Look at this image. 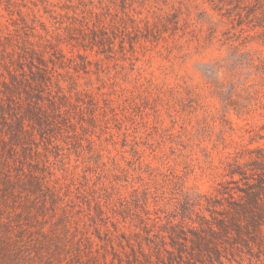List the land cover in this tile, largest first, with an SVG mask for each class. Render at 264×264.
Masks as SVG:
<instances>
[{
	"label": "rangeland",
	"instance_id": "374dc122",
	"mask_svg": "<svg viewBox=\"0 0 264 264\" xmlns=\"http://www.w3.org/2000/svg\"><path fill=\"white\" fill-rule=\"evenodd\" d=\"M38 58L60 129L13 138L0 83V264H264V196L228 203L264 176V0H0V80Z\"/></svg>",
	"mask_w": 264,
	"mask_h": 264
},
{
	"label": "trees",
	"instance_id": "16d2710c",
	"mask_svg": "<svg viewBox=\"0 0 264 264\" xmlns=\"http://www.w3.org/2000/svg\"><path fill=\"white\" fill-rule=\"evenodd\" d=\"M31 52H33V50H31ZM25 61V59L24 61L20 59L16 62L18 70H7L9 82L3 77L0 80V83L7 92L5 98L14 101L15 106L21 107L16 117L17 131L12 133L13 138H18L20 133H27L29 131L27 127L34 128V126H37L40 133L41 131L44 133L45 129L49 126L57 130L60 129L59 123L50 121V117L52 115H61V109L55 106V101L49 92L45 95L43 94V91H45L43 87L47 86L45 84L49 79L50 73L46 66H43V68L39 66L44 64V59L38 58V65H35L33 61H29L28 64H26ZM25 64L27 71L24 67ZM20 90L25 91L27 99H29L25 103H23L20 98H17L18 101H16V97L14 96V94H18ZM44 101H46V103ZM3 102L4 100L0 96V108H3ZM1 118L4 119L3 113L1 114ZM229 174L232 178L238 175L246 179L243 187L236 185L235 188L237 192L244 194V196H242L243 198L240 196L238 199H234L233 194L228 193V203L236 206L233 212L237 213V211H241L246 214L251 213L252 211L249 206H246L245 200L248 201V204L252 208L259 205L261 197L264 196V176L259 177L258 183L256 184L253 180L250 181V179H253L252 177L254 174L248 175L247 172L239 168V166L231 168ZM233 182L237 184L238 181L233 180Z\"/></svg>",
	"mask_w": 264,
	"mask_h": 264
}]
</instances>
